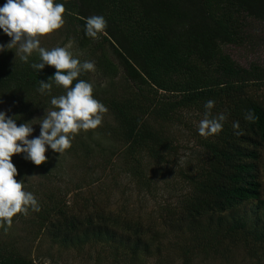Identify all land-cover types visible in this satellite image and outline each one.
I'll list each match as a JSON object with an SVG mask.
<instances>
[{
	"label": "trees",
	"instance_id": "16d2710c",
	"mask_svg": "<svg viewBox=\"0 0 264 264\" xmlns=\"http://www.w3.org/2000/svg\"><path fill=\"white\" fill-rule=\"evenodd\" d=\"M5 2L0 0V6ZM54 3L66 9L63 43L70 42L77 53L86 50L87 55L89 49L88 57L79 60L95 62V72L77 80L92 83L94 98L108 109L100 128L101 135L112 142L105 159L110 179L104 198L109 201L107 194L117 185V175L151 198L155 179L165 183V192L168 180L178 181L171 193L173 202L152 210L157 213L151 224L160 220L164 229L181 232L174 244L182 264L199 254L208 257L229 251L264 259V176L257 169L264 147V0ZM91 16L104 17L106 35L99 34L98 39L85 35L81 17ZM14 51H0V103L12 105L8 116L16 117L19 126L48 106L52 97L64 95L65 89L53 83L50 94L39 93V81L47 82L55 68L46 65L36 72L30 64L40 62L38 53L26 64ZM93 75L100 81L95 82ZM115 81L122 83L118 93L109 91ZM209 99L215 101L213 115L226 112L227 120L218 135L204 138L182 116L191 114L200 122ZM249 109L258 117L255 123L244 119ZM235 121L243 135L234 134ZM184 136L192 138L191 145L179 142ZM80 138L76 137V143ZM70 153L90 160L96 156L85 143ZM23 157V153L12 156L17 169L44 164L35 166ZM45 199L38 201L41 210L35 214L38 231L50 228L52 243L76 246L93 239L95 243L113 240L116 246L130 241L115 238L117 229L132 228L134 241L128 246L132 258L140 249L147 253L150 244L160 249L154 234L142 241L147 229L139 223L126 224L111 210L103 216L94 208V217H85L55 192ZM120 208L124 212L125 206ZM7 244L0 239V264H35Z\"/></svg>",
	"mask_w": 264,
	"mask_h": 264
},
{
	"label": "rangeland",
	"instance_id": "374dc122",
	"mask_svg": "<svg viewBox=\"0 0 264 264\" xmlns=\"http://www.w3.org/2000/svg\"><path fill=\"white\" fill-rule=\"evenodd\" d=\"M61 29L40 37V46L48 50L55 47L68 46L70 42L63 43L66 36ZM9 41L10 38L3 33V30H0V45H6ZM69 50L73 53L74 58L78 59L82 56L88 57L90 51L87 49L86 55V50L83 53L75 52L73 47H70ZM105 50L108 58L113 60L112 53L107 48ZM243 52L245 53L247 50L244 49ZM92 79L95 82L96 80L100 81L95 75L92 76ZM121 84V81H115L113 89H109V91L118 93L121 91ZM101 87L104 88L103 85ZM10 107L12 105L10 106L6 102L0 103V111H4L7 116L11 109ZM48 110H52L51 104L30 117L31 123H39V120L33 119L42 118L45 115V111ZM182 117L187 124L198 128L199 121H196L193 115L184 113ZM103 120H106L104 116ZM101 126L95 130L81 131L73 139L70 148V150L76 151L80 144L85 143L88 148H91V154L96 155L93 159L79 158V155L73 156L69 149L63 155H59L46 146L45 155L48 157L47 162L42 167H30L29 169L19 167L17 169L18 175L15 179L17 181L23 180L24 190L33 193L38 201H45L46 194L52 191L55 192L59 199H63L72 211L78 212L77 208H80L79 212L82 214L86 213L85 217H94L92 216L94 214L92 210L97 208L103 216H106L107 210H111L112 215H119L120 220L126 224L131 223L134 226V224L139 223L147 229L144 236L147 234L156 236L157 247L160 249L157 250L154 247L156 245L150 244V249L147 248V253H141L146 250L140 249V251H137L135 258H132L130 252H128V246L134 239L132 228L131 231H119L120 229H117L116 233L119 235L115 238L124 236L125 239L130 241L129 243L116 246L113 240L95 243L93 239L76 246L73 244L65 245L64 242V244L60 242L52 243L49 235L50 228L42 231L40 228V231H38L37 215L32 211L26 216L20 214L15 216L7 233L0 228V239L21 254L33 259L35 264H182L178 253L175 252L176 244H174L180 241L181 232L177 234L175 231L171 232L169 228L164 229L160 220H155L154 224H151L157 213V211L152 212V210H156L157 206H162L167 201L173 202L174 196L171 193L175 192L173 186L178 185V181H169L167 179V188L169 189L165 192V183L155 179L153 183L155 182L156 186H153V191H151L152 197H154L151 198L143 196L144 192H139L134 182L124 180L121 175L112 174L114 177L116 176L115 182L117 185L111 187L109 194L105 193L109 195V201L105 199L104 188L110 179V171L109 168H106L105 159L106 153L110 151L108 148H110L112 142H109L101 135ZM33 129L34 131L28 139L39 136L40 125L33 124ZM77 136L81 137L79 139L80 143H76ZM179 142L191 145L192 138L184 136L179 139ZM257 169L261 173V177L264 176V147L261 149V158ZM114 173L117 174L115 170ZM103 183L104 185H102ZM106 190L107 188L105 192ZM100 200L102 203L99 202ZM108 205L109 207L107 208L106 206ZM122 206H125L124 212L120 208ZM246 210L249 211L248 208ZM80 217L82 219L83 215H80ZM81 227L84 231H90L86 229L85 225ZM109 230L114 232L110 225ZM149 236L141 237V240L147 242ZM189 264H264V259L256 260L250 258L243 251H229L228 253L217 252L216 255H208V257H202L199 254L193 256Z\"/></svg>",
	"mask_w": 264,
	"mask_h": 264
},
{
	"label": "clouds",
	"instance_id": "9594fccd",
	"mask_svg": "<svg viewBox=\"0 0 264 264\" xmlns=\"http://www.w3.org/2000/svg\"><path fill=\"white\" fill-rule=\"evenodd\" d=\"M64 4L54 0H6L0 6V30L10 41L0 45V51L15 50V57L23 63H29L33 53H38L40 62H33L30 67L39 72L45 66L55 68V73L47 82L39 81L37 89L42 95L50 94L53 83L63 87L65 94L51 98L52 110L45 111L39 123L25 122L17 126L16 117L7 116L0 111V228L5 233L10 229L13 218L28 215L30 211L39 212L41 206L33 193L24 190V181H17L18 170L12 163V156L24 154V159L35 166L47 162V148L63 155L72 146V141L81 131L95 130L102 125L107 107L94 98V85L84 80H77L87 72H95L94 61H81L74 58L65 47L51 50L40 46V37L61 29L64 24ZM85 20V35L98 39L99 34L106 35L107 21L102 16L81 17ZM77 80L74 87L73 81ZM215 101L209 99L204 104L203 118L198 124V134L208 138L218 135L223 130L227 114L213 115ZM244 119L255 123L258 119L249 109ZM32 120V121H33ZM33 124L40 125L39 136L28 139L33 133ZM234 134L243 135L239 121L232 124ZM47 146V148H46Z\"/></svg>",
	"mask_w": 264,
	"mask_h": 264
}]
</instances>
